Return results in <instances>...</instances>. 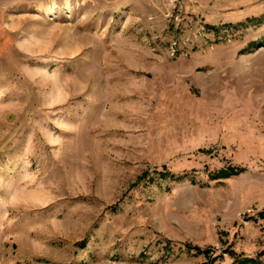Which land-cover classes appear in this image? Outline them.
Returning <instances> with one entry per match:
<instances>
[{
    "label": "rangeland",
    "instance_id": "rangeland-1",
    "mask_svg": "<svg viewBox=\"0 0 264 264\" xmlns=\"http://www.w3.org/2000/svg\"><path fill=\"white\" fill-rule=\"evenodd\" d=\"M0 264H264V0H0Z\"/></svg>",
    "mask_w": 264,
    "mask_h": 264
},
{
    "label": "trees",
    "instance_id": "trees-1",
    "mask_svg": "<svg viewBox=\"0 0 264 264\" xmlns=\"http://www.w3.org/2000/svg\"><path fill=\"white\" fill-rule=\"evenodd\" d=\"M233 173L236 174L237 172H235L234 169L227 168V169H225V170H221L217 175H218V177L226 178V177H228L230 174H233ZM195 249L198 250V251H201L200 248H195Z\"/></svg>",
    "mask_w": 264,
    "mask_h": 264
}]
</instances>
